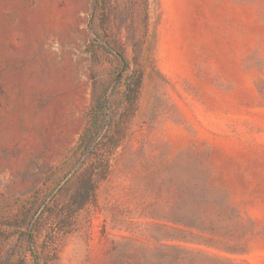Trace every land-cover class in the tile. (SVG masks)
<instances>
[{"label": "rangeland", "instance_id": "rangeland-1", "mask_svg": "<svg viewBox=\"0 0 264 264\" xmlns=\"http://www.w3.org/2000/svg\"><path fill=\"white\" fill-rule=\"evenodd\" d=\"M0 264H264V0H0Z\"/></svg>", "mask_w": 264, "mask_h": 264}, {"label": "trees", "instance_id": "trees-1", "mask_svg": "<svg viewBox=\"0 0 264 264\" xmlns=\"http://www.w3.org/2000/svg\"><path fill=\"white\" fill-rule=\"evenodd\" d=\"M83 143H86V139L84 138V140H83ZM87 201H88V198H86V200H84L82 203V205H84V204H86L87 203Z\"/></svg>", "mask_w": 264, "mask_h": 264}]
</instances>
